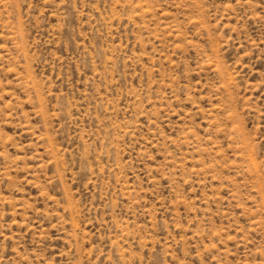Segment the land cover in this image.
<instances>
[{
  "label": "rangeland",
  "instance_id": "rangeland-1",
  "mask_svg": "<svg viewBox=\"0 0 264 264\" xmlns=\"http://www.w3.org/2000/svg\"><path fill=\"white\" fill-rule=\"evenodd\" d=\"M0 264H264V0H0Z\"/></svg>",
  "mask_w": 264,
  "mask_h": 264
}]
</instances>
